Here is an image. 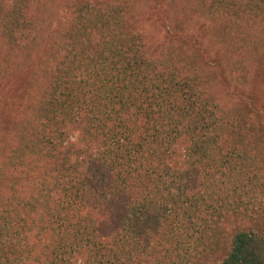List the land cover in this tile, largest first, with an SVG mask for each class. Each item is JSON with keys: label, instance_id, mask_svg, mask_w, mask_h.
<instances>
[{"label": "trees", "instance_id": "obj_1", "mask_svg": "<svg viewBox=\"0 0 264 264\" xmlns=\"http://www.w3.org/2000/svg\"><path fill=\"white\" fill-rule=\"evenodd\" d=\"M136 6L0 0V60L59 13L38 89L1 130L0 264H264V106L221 110L202 49L148 53ZM169 6L264 57V0Z\"/></svg>", "mask_w": 264, "mask_h": 264}, {"label": "rangeland", "instance_id": "obj_2", "mask_svg": "<svg viewBox=\"0 0 264 264\" xmlns=\"http://www.w3.org/2000/svg\"><path fill=\"white\" fill-rule=\"evenodd\" d=\"M134 1L148 53L158 55L164 48L174 46L179 48L180 54L192 57L198 56L197 51L202 49L204 53H199L198 69L206 90L215 95L221 110L228 108L233 112L240 109L242 99L250 100L251 97L259 106H264L263 56L247 53L242 44L225 40L227 36L221 37L207 13L196 14L185 20L184 16L170 8L169 0ZM58 15L57 9L43 14L32 44H28L23 51H17L10 60H0V169L8 162L7 151L13 147L12 140L2 135L1 130L6 128L11 134L12 128L16 126L15 97L38 89L37 84H34L46 72L56 39ZM175 25L184 31L183 38L180 32L173 36L171 27ZM200 89L204 90L203 83Z\"/></svg>", "mask_w": 264, "mask_h": 264}]
</instances>
